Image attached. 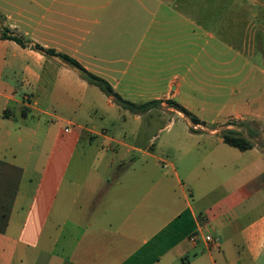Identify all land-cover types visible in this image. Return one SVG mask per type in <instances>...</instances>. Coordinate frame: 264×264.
<instances>
[{
    "label": "crops",
    "instance_id": "obj_1",
    "mask_svg": "<svg viewBox=\"0 0 264 264\" xmlns=\"http://www.w3.org/2000/svg\"><path fill=\"white\" fill-rule=\"evenodd\" d=\"M241 1L217 3L214 8L221 10L212 18L204 9L201 27L209 22L215 31L227 27L232 34L244 26L245 44L227 50L251 59L247 77L259 73L261 85L242 80L229 86L228 104L214 102L218 126L201 128V134L184 131L185 144L176 143L171 156L128 148L107 137V130L89 127V115L85 124L65 121L53 112V93L47 88L57 86L56 104L73 108L76 115L72 91L86 92L89 84L73 76L66 63L0 38V264H264V0ZM26 21L0 10L2 28L39 44L40 36L31 33H43L45 24L30 27ZM88 69L115 81L111 86L121 90L117 94L123 99L164 98L162 92L129 94L122 83L126 67ZM233 72L235 78L241 70ZM215 83V90L227 88ZM227 121L245 123L246 137L248 130H257L251 149L239 151L223 142L217 128ZM82 139L89 144L100 139L109 149L115 143L146 159L110 181L106 173L83 174L84 160L69 176ZM206 235L218 239L219 246L208 245Z\"/></svg>",
    "mask_w": 264,
    "mask_h": 264
},
{
    "label": "rangeland",
    "instance_id": "obj_2",
    "mask_svg": "<svg viewBox=\"0 0 264 264\" xmlns=\"http://www.w3.org/2000/svg\"><path fill=\"white\" fill-rule=\"evenodd\" d=\"M232 1L236 5L243 3L241 0ZM224 2L230 4L231 0H0V10L11 12L15 19L31 22L30 27L36 26L37 22L45 24L43 33H31L33 38L40 36L37 43L66 53L85 65L86 69L97 66L118 71L126 67L127 75L122 83H126L129 94L134 91L164 93L162 102L150 109V113L134 114L117 106L97 87L89 84L86 92L80 89L72 91L74 101L78 103V112L74 115L73 108L56 104L54 92L60 89L57 86L47 88V92L53 93V112L65 121L75 120L85 124L89 115L92 119L89 127L94 126L97 132L107 130V137L123 142L128 148L137 147L145 151L149 148L171 156L176 143L185 144L181 137L184 131L201 134V128L208 130L218 126L220 121L216 118L214 102L228 104L229 86L238 85L242 80L247 83L253 81L254 86L261 85L259 73L247 77L251 59L247 56L233 57L227 50L228 45L245 44L247 33L244 26L238 25V32L232 34L227 27L221 32L215 31V26L209 22L201 27V12L204 17L205 9L206 16L212 18L214 11L221 10L214 6ZM18 11H21L20 15ZM1 26L0 35L7 30ZM18 26L29 30L27 25ZM25 41L30 46L36 44V41ZM222 51L224 54L221 56ZM51 58L63 63L58 58ZM259 58L262 60L261 56ZM217 69L222 70L216 72ZM235 70H241V73L235 78L230 77ZM71 72L81 78L77 71L71 69ZM217 74L222 78L215 79ZM115 78L118 79V74ZM218 81L227 88L215 90L214 85ZM114 82L108 83L112 85ZM168 85L171 87L168 88ZM239 94H245V91ZM107 99L111 106L107 104ZM124 100L139 103L134 97ZM166 100L186 109L203 126H192L189 119ZM49 112L53 113L52 110ZM41 118L49 119L46 116ZM27 122L32 123V120L28 118ZM244 127L227 121L217 129L237 128L244 133ZM135 131L137 135L133 134ZM150 138L153 139L150 141ZM109 146L110 149L100 139L91 144L82 139L68 175H75L73 166L78 160H84L83 174L95 171L106 173L105 180L110 181L146 159L136 151L127 152L124 146L115 143ZM122 153L127 154L124 157ZM107 165L110 168H106Z\"/></svg>",
    "mask_w": 264,
    "mask_h": 264
},
{
    "label": "trees",
    "instance_id": "obj_3",
    "mask_svg": "<svg viewBox=\"0 0 264 264\" xmlns=\"http://www.w3.org/2000/svg\"><path fill=\"white\" fill-rule=\"evenodd\" d=\"M0 38L3 40L12 41L21 48L30 47L32 50L37 51L47 57L60 59L61 61L66 63L69 67L76 70L81 76V78L85 80L88 84L97 87L100 90V92H102L107 98H110L113 103H115L117 106L123 109L128 110L131 113L134 114L145 113L150 109H153L156 105L162 102L160 100H152L149 102L137 104L124 100L113 90L111 85L106 80L91 73L90 71L85 69L77 60H75L74 58L68 55L58 53L52 48H44L39 44H34L33 46H30L28 45L30 43L28 41H25L23 37H21L20 35H15L14 33H9L8 30L3 31L2 34L0 35ZM165 102L171 104L177 112L183 115V117L188 118L192 126L202 125L199 119H197L195 116H192L183 107L179 106L178 104L170 100H166ZM235 123L237 126L238 125L246 126L245 123H241V122H235ZM191 131H195V130L191 129ZM256 131L257 130H248L249 137H246L236 129H222L219 131V135L225 144L233 148H236L239 151H246L253 147L254 144L250 141V139L254 138V136H257ZM260 147L263 148L262 145H260Z\"/></svg>",
    "mask_w": 264,
    "mask_h": 264
},
{
    "label": "built area",
    "instance_id": "obj_4",
    "mask_svg": "<svg viewBox=\"0 0 264 264\" xmlns=\"http://www.w3.org/2000/svg\"><path fill=\"white\" fill-rule=\"evenodd\" d=\"M190 240H196V236H192ZM204 241L213 248H217L219 246L218 239L213 238L209 235L204 236Z\"/></svg>",
    "mask_w": 264,
    "mask_h": 264
}]
</instances>
